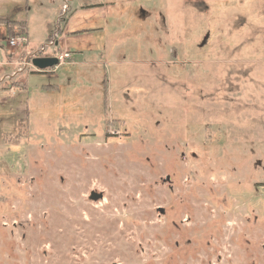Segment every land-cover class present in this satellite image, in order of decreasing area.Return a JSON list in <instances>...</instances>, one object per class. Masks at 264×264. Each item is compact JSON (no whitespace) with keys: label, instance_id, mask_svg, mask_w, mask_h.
I'll return each mask as SVG.
<instances>
[{"label":"rangeland","instance_id":"rangeland-1","mask_svg":"<svg viewBox=\"0 0 264 264\" xmlns=\"http://www.w3.org/2000/svg\"><path fill=\"white\" fill-rule=\"evenodd\" d=\"M82 2L0 0V264H264V0Z\"/></svg>","mask_w":264,"mask_h":264},{"label":"crops","instance_id":"crops-1","mask_svg":"<svg viewBox=\"0 0 264 264\" xmlns=\"http://www.w3.org/2000/svg\"><path fill=\"white\" fill-rule=\"evenodd\" d=\"M117 1L118 0H103V1H100L99 3H88L87 0H83L84 3L83 2L82 3H78L72 9L71 16L73 14H75L76 12L83 10L84 8L96 7V9L99 10V11H101V13L103 14V16L106 17V15H108V11L107 10L109 9V6L111 4L116 3ZM130 1H131V4H134V0H130ZM124 2H125V0H124ZM71 16H70V18L68 20V23H67V29H68V31L70 30V27L69 26L75 24V23L71 24L72 23ZM82 24L83 23H77V26H75V28L71 29L70 32H68V33H71L73 30H76L77 31L78 30L77 28H79ZM82 29H88V28H82ZM82 29L79 28V30H82ZM78 32H80V31H78ZM74 33H77V32H74ZM85 33H88V32H85ZM68 36H71V35H68Z\"/></svg>","mask_w":264,"mask_h":264},{"label":"water","instance_id":"water-1","mask_svg":"<svg viewBox=\"0 0 264 264\" xmlns=\"http://www.w3.org/2000/svg\"><path fill=\"white\" fill-rule=\"evenodd\" d=\"M57 63L58 59L56 56H36L31 59V64L39 70L53 67Z\"/></svg>","mask_w":264,"mask_h":264},{"label":"built area","instance_id":"built-area-1","mask_svg":"<svg viewBox=\"0 0 264 264\" xmlns=\"http://www.w3.org/2000/svg\"><path fill=\"white\" fill-rule=\"evenodd\" d=\"M24 40H25V37L23 36V34H19V35H16L15 37L11 38L9 40V44L15 45L17 42L19 44H21ZM56 57L58 59V63H60V62H63L67 57H69V54L67 52H65V53L59 54Z\"/></svg>","mask_w":264,"mask_h":264}]
</instances>
